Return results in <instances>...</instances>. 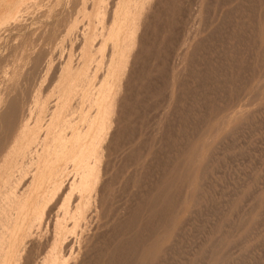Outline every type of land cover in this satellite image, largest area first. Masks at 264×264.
Listing matches in <instances>:
<instances>
[{
    "label": "rangeland",
    "instance_id": "374dc122",
    "mask_svg": "<svg viewBox=\"0 0 264 264\" xmlns=\"http://www.w3.org/2000/svg\"><path fill=\"white\" fill-rule=\"evenodd\" d=\"M2 20L0 88L21 69L14 88L30 95L35 79L19 60L40 49L53 63L48 93L63 84L60 66L81 70L77 94L88 92L70 117L80 143L96 130L94 97L115 105L101 176L75 165L49 208L31 188L32 144L17 160L0 186V260L25 215L19 264H264V0H0ZM87 169L99 182L83 200ZM76 196L91 202L83 210Z\"/></svg>",
    "mask_w": 264,
    "mask_h": 264
},
{
    "label": "bare ground",
    "instance_id": "6f19581e",
    "mask_svg": "<svg viewBox=\"0 0 264 264\" xmlns=\"http://www.w3.org/2000/svg\"><path fill=\"white\" fill-rule=\"evenodd\" d=\"M8 14L9 13H7L6 15L8 16ZM18 17H21V16H18ZM18 17H17V19H18ZM5 21L2 20L0 22L4 23ZM8 29H9V27H8ZM25 30H26V28H25ZM24 40H22V41L24 42ZM53 40L55 41V39H53ZM25 42L23 44L24 47L30 41H27V43H25ZM22 43H20L21 46H22ZM30 43L32 45L33 42H30ZM6 44H7V42H6ZM51 44L52 43H50V45ZM33 45H34V43H33ZM84 45H85V43H84ZM26 47H29L28 49H30V46H26ZM32 48H34V47H32ZM50 48L52 49V47H49V49ZM20 49L22 52L29 51L28 49L26 50V48H23V47H20ZM47 49L48 48H46V50ZM34 50H35V48H34ZM38 50L40 51V49H38ZM11 51L15 52L16 49L13 48V50H11ZM43 51H40V52L43 53ZM7 52H10V51H7ZM33 52L34 51L29 52L28 55L24 54V55H26V57H22V58L19 57L20 60L18 58L19 62L21 61V63L24 62L25 65H30V69H28L29 73H27V74H30V72H31L32 74H30V75L31 76L33 75L32 77H34V79L36 81V83H35V81H33L34 83L32 82V84H33L32 87L34 86L33 87L34 89H32L31 94L27 95V96L19 94L21 91L20 92L16 91L17 88H14L15 87L14 84H16L15 78L21 74V73H19V71L21 69L18 71L17 69L14 70L15 68H13L14 71L10 72V74L8 73V75H10V77L5 76V78L6 77L9 78V83L8 84H7V82L5 83V85L7 84V87L5 86V88H0V186H5L7 184V181L10 180V177L13 173V170L15 168L17 160L21 156L26 154L27 152H29V151L31 152L30 147L32 144L31 148L35 149V154L33 153V155L37 156L39 164L37 165V167L33 170V172L31 174L29 172V174H30L29 177L31 179L30 181L32 182L30 184L32 186L31 188H33L34 190L39 189V190H37V192L41 190L43 198L41 200V207L40 208L44 209V208H49L51 204H55V203H51V201L54 202L53 197L56 198L55 194H57V190L59 189V187L63 188V185H62V187L60 186L63 181L62 182L57 181V180H59V178H61L63 176L65 178V181H68L69 178H73V176L71 177V175H74V173H76L75 170L77 168L79 170V167L81 165H83V164H81L83 162H84V165H85V163H86V165L81 167V170L82 169L84 170V167H86V166H89V167L92 166L94 168L95 163L97 162L96 160H99L101 162V160H100L101 155L99 154V151L102 148V144H103L102 143L103 132H104V130H106L105 128L107 127V125H109L110 122L112 121L115 103L111 100V98L109 100V99H105V97H101L102 95L99 96L97 94L94 97L95 99H93L94 101L92 100V102H94L95 105L97 106V113H96L97 116H96V120L93 121L91 128L96 129V130H93L94 132L99 130L98 127L100 126L99 123L101 120V122H102V126H101L102 128H100L101 132H100V130L97 131V132H100L98 136H96L97 134L94 135L96 132L95 133L91 132V134L93 133V135H90L89 138L87 135V137L84 140V143H80V140L78 141V137H79L78 134H80V133H78L79 126L76 125L75 123L73 125L74 121L72 122L70 117L72 115H74L73 113H75V109L72 106V103L74 102V100H76L75 97L80 96V95L82 96L83 90L85 92H88V90L84 87V89L81 91L82 94L81 93H80V95L77 94L79 91H77V85L75 83L77 82L76 78L80 77V75H81V70H79L80 72L75 71L73 73H70L69 72L70 69H69V66H67L68 65L67 63L64 66H60V68H58L59 69V75H60V78L63 79V84L61 85V87L59 86V89L57 90V92L55 91L53 93H48L47 91L49 90L50 84L47 81L46 83L49 84V86H47V90H46V86H45V88H43V89H45L46 91H41V90H43V89H41V87L43 86L42 80L43 81L47 80V75L50 73V69H51L53 63H51L50 59H44V58H46V57H43V56H45V54H42V53L40 54V52L37 53L36 55H35L36 52H34L33 57H32L30 55V53L32 54ZM50 53L51 52H49V55L48 54H46V55L49 57ZM2 56L3 55L0 56L1 59H2ZM6 56L9 57L8 54ZM6 56L4 57L5 59H6ZM53 56H54V54H53ZM83 56H84V54H83ZM51 58H52V53H51ZM53 60H54V58H53ZM110 61H112V60H110ZM84 64L85 63H83L82 65L84 66ZM83 66H82V68H83ZM107 72H108V68H107ZM24 73H26V72H24ZM22 74H23V72H22ZM53 75H54V73H53ZM53 77H52V79H54ZM27 78H31V77L30 76L28 77V75H27ZM32 79L33 78H31V81H32ZM49 79H51V78H49ZM55 79H56V77H55ZM54 80L53 81L50 80V81L54 83ZM24 81H25V78H24ZM24 81H23V83H24ZM58 83H59V81H58ZM30 85H31V83H30ZM51 86L53 87V85H51ZM20 87H19V89H20ZM1 89H3V90H1ZM177 89H178V87H177ZM23 92H24V90H23ZM253 98H255V96ZM81 99L83 100V96L81 97ZM79 100H80V97L78 98V101ZM45 112H49L50 117L48 120H45V118L42 115ZM74 116H72V117H74ZM75 121H77V120L75 119ZM77 124H79V123L77 122ZM71 126H73V127H71ZM76 126H78V128ZM77 129H78V131H75ZM92 129H91V131H92ZM76 132H77V134H75ZM67 136L69 139V144L67 146H65L64 148H61L58 151L57 156H55L51 159H47L46 157H47L48 147L55 146V144H57V140H60L62 137L67 138ZM87 138L89 139L88 140L89 142L87 141ZM39 142H41V144ZM81 142H83V141H81ZM98 156L100 157V159ZM44 159H46V161L43 162ZM92 162L94 164L90 165ZM98 162H97V164H98ZM78 164H79V166H77V168H75L76 167L75 165H78ZM96 167H97V169H92V172H94L95 174L96 173L98 174L101 171H98L99 166H95V168ZM86 168H88V167H86ZM88 169H87V171H88ZM89 171L87 174H84V171H83L82 174H84L87 177L89 176L88 174H90V178H88V179L91 180V173L92 172H89ZM77 173L80 174L79 171ZM78 174H77V176H78ZM99 175L100 174H98L97 177ZM95 176L94 175L92 176L94 179L90 181V183L87 185L86 189L81 190V192L83 193V196L81 195L82 193L80 195L78 193V196L83 197L82 198L83 200H84V196L86 197V195L88 194V191L93 193L94 190H92V189L93 188L97 189L94 187V182H95L94 180H95V178L96 179H98V178ZM67 177H69V178H67ZM64 178H63V180H64ZM97 181L99 182V180H97ZM97 181L95 182L96 187L98 185ZM68 183H69V181H68ZM64 185H65V183H64ZM38 186H39V188H37ZM65 186H67V185H65ZM0 189H2V188H0ZM63 189H65V188H63ZM60 191L62 192V189H60ZM30 192H32V191L30 190ZM58 192H59V190H58ZM61 192H59L58 195H60ZM84 192H87V193L84 195ZM90 192H89V194H90ZM39 193H36V194H39ZM30 194L32 195V193H30ZM42 195H41V197H42ZM78 196H76L77 199L79 198ZM92 196H89V197L92 199ZM29 197H32V196H29ZM57 197H58V199H55V202H56V200L60 199L59 196H57ZM38 198H40V197L38 196ZM52 198H53V200H50ZM93 198H94V196H93ZM28 199H30V198H28ZM82 199H80L78 202H82L83 201ZM48 200H50L51 204L48 203ZM38 201H39V199H38ZM86 201L89 202L90 200L88 201L85 199V201H83V202L85 203ZM159 201L161 202V200H159ZM46 202H47V204H49V207H45ZM83 202L81 203L82 206H83ZM93 202L94 201H92V203L88 206L90 207L93 204ZM57 203H58V201H57ZM81 204H79V205H81ZM87 204H84V205L87 206ZM46 206H48V205H46ZM82 206H81V208H82ZM85 206H83V210H84ZM42 207H44V208H42ZM41 212H42V214H44L42 210H41ZM44 212H45V210H44ZM23 216L25 217V215H23ZM23 216H21V218L19 220L14 221L15 224L13 223L14 224V225H12L13 227L11 226V228H9L10 229L9 230V236H8L9 240H8V244L6 243L7 253H5L6 251L4 252L6 254L5 257L3 256L4 253L2 255L4 259L1 256V258L3 259V260L2 259L0 260L1 264H15V263L19 264L20 260H17L19 257H21V256H18V254H17L21 251V248H20L21 246L19 247V243L21 242V244H22V241L26 239L25 237H27L26 236L27 232H25V230L27 229L26 226H28L27 224L25 225L26 217L24 218ZM37 217H39V216H37ZM28 222H29V220H27V223ZM18 248L20 251H18ZM149 261L150 260H148V262Z\"/></svg>",
    "mask_w": 264,
    "mask_h": 264
}]
</instances>
